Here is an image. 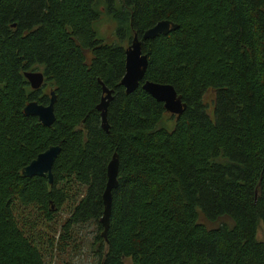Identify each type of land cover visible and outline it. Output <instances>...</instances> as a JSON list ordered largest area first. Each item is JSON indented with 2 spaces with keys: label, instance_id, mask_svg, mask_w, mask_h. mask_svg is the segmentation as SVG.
<instances>
[{
  "label": "trees",
  "instance_id": "1",
  "mask_svg": "<svg viewBox=\"0 0 264 264\" xmlns=\"http://www.w3.org/2000/svg\"><path fill=\"white\" fill-rule=\"evenodd\" d=\"M102 15L115 22L110 40L97 31ZM162 18L178 26L142 39L144 78L175 87L186 102L178 115L120 82L131 37ZM29 69L44 72L43 85L30 86ZM101 81L112 88L107 130ZM50 89L46 125L24 106L47 103ZM51 144L61 147L52 182L23 175ZM75 192L58 244L94 221L90 264H264V0H0V264H45L32 226Z\"/></svg>",
  "mask_w": 264,
  "mask_h": 264
},
{
  "label": "water",
  "instance_id": "2",
  "mask_svg": "<svg viewBox=\"0 0 264 264\" xmlns=\"http://www.w3.org/2000/svg\"><path fill=\"white\" fill-rule=\"evenodd\" d=\"M178 23L168 18L157 20L153 25L146 28L141 36L134 33L130 41L125 47V70L120 79L121 84L125 87L126 92H131L139 84L141 87L151 94L155 99L163 102L165 110L175 115L180 114L186 106V102L182 99L175 87L168 82L154 81L144 78L148 64V54L142 50V39L154 37L159 33H167L176 28ZM24 76L33 88L43 85L45 76L41 69H29L24 71ZM102 82V81H101ZM103 94L97 104L100 110L101 125L108 129L107 121V105L112 98V88L107 87L102 82ZM50 98L47 103L30 100L24 106V111L28 114H35L39 120L46 125H50L55 119L54 101L55 93L50 89ZM59 144H51L44 150L37 153L27 164H25L21 172L23 175H45L49 182H52V164L60 151ZM118 156L114 152L107 163V179L102 193L103 213L100 216V222L103 225L101 234L106 238V230L108 228L109 215L111 209V191L118 184Z\"/></svg>",
  "mask_w": 264,
  "mask_h": 264
},
{
  "label": "rangeland",
  "instance_id": "3",
  "mask_svg": "<svg viewBox=\"0 0 264 264\" xmlns=\"http://www.w3.org/2000/svg\"><path fill=\"white\" fill-rule=\"evenodd\" d=\"M97 24V31L100 36L107 38L106 36L109 35V33L113 36L115 22L111 16L109 18L107 15H102ZM43 89L48 91L49 82L44 84ZM211 95V92L207 93L208 98H210ZM74 187H77L80 191L83 190L81 185L77 184L74 185ZM79 193L76 195L75 192L71 199L69 198L60 208L56 209L52 220L47 222L39 221L32 226V229L36 231V238L42 245L45 264H90L94 260L91 248V242L97 232V226L94 221H86L74 225L70 235L66 239V245L62 247L58 244L59 236L62 233L61 225L68 216L74 200L79 197ZM21 221L28 222L27 217L24 216V219ZM27 226L28 224L26 223V227ZM257 236L260 239H264L261 224L258 228ZM49 237L53 238L52 245L49 243Z\"/></svg>",
  "mask_w": 264,
  "mask_h": 264
}]
</instances>
